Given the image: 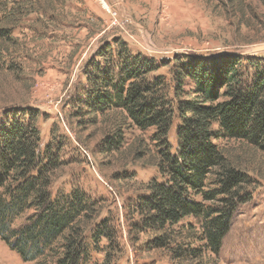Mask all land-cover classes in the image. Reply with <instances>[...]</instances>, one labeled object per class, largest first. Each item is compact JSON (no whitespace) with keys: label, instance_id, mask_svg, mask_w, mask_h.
Segmentation results:
<instances>
[{"label":"rangeland","instance_id":"obj_1","mask_svg":"<svg viewBox=\"0 0 264 264\" xmlns=\"http://www.w3.org/2000/svg\"><path fill=\"white\" fill-rule=\"evenodd\" d=\"M0 30L11 34L10 41L0 39V121L10 109L37 112L42 145L60 147L52 195L75 189L85 194L93 205L82 220L86 235L100 222L116 232L117 247H107L113 264H181L168 248L150 250L154 234L133 226L139 219L135 203L152 181L162 180V142L153 140L155 130H137L121 112L85 114L71 102L84 83V66L98 46L113 40L125 43L131 55L158 63L185 54L207 61L238 55L242 66L264 65V0H0ZM157 75L171 80L168 67ZM115 136L120 147L109 151L103 140ZM165 140L174 145L171 132ZM214 143L228 166L247 176L240 187L246 201L236 207L219 253L207 255L206 264H264V149ZM212 182L209 177L207 191L216 188ZM192 199L203 202L196 194ZM33 212L14 220L12 228ZM197 228L187 218L165 236L196 247L190 238ZM106 246L104 240L99 245ZM102 261V254L90 253L89 264ZM0 264L33 263L0 240Z\"/></svg>","mask_w":264,"mask_h":264},{"label":"trees","instance_id":"obj_2","mask_svg":"<svg viewBox=\"0 0 264 264\" xmlns=\"http://www.w3.org/2000/svg\"><path fill=\"white\" fill-rule=\"evenodd\" d=\"M0 39L10 41V32L0 30ZM243 60L225 55L207 61L182 54L158 63L131 55L125 43L113 40V45L98 46L84 66V83L71 102L85 114L121 112L137 130H155L153 140L162 142L157 166L162 180L152 181L135 203L139 219L133 226L154 234L150 250L168 248L182 263L206 264L207 255L216 256L236 207L246 201L240 187L247 176L228 166L214 142L264 149V65L246 67ZM164 67L170 70L169 83L153 76ZM8 112L0 121V240L33 264H89L92 252L103 255L99 264H113L107 247H117L116 232L100 222L86 235L82 220L93 205L85 194L75 189L52 195L60 147L42 145L37 112ZM170 132L174 145L165 140ZM116 136L103 140L107 150L119 149ZM209 177L216 188L207 191ZM193 194L203 202L193 200ZM206 202L216 205L206 207ZM30 210L33 215L12 228ZM187 218L198 223L190 238L191 244L199 243L196 247L165 236ZM103 240L107 246L100 248Z\"/></svg>","mask_w":264,"mask_h":264}]
</instances>
